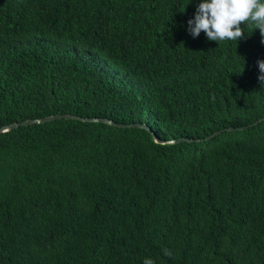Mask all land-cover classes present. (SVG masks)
<instances>
[{
    "label": "trees",
    "instance_id": "16d2710c",
    "mask_svg": "<svg viewBox=\"0 0 264 264\" xmlns=\"http://www.w3.org/2000/svg\"><path fill=\"white\" fill-rule=\"evenodd\" d=\"M198 2L0 0V128L154 132L0 133V264H264V121L196 141L264 116V37Z\"/></svg>",
    "mask_w": 264,
    "mask_h": 264
},
{
    "label": "clouds",
    "instance_id": "9594fccd",
    "mask_svg": "<svg viewBox=\"0 0 264 264\" xmlns=\"http://www.w3.org/2000/svg\"><path fill=\"white\" fill-rule=\"evenodd\" d=\"M193 0H190V4ZM252 22L264 37V0H199L193 18L187 21V32L199 37L203 32L208 41H237L245 34L241 23ZM264 44V39L261 41ZM217 44V43H216ZM264 85V60L257 61ZM143 264H154L145 258Z\"/></svg>",
    "mask_w": 264,
    "mask_h": 264
},
{
    "label": "water",
    "instance_id": "95a60500",
    "mask_svg": "<svg viewBox=\"0 0 264 264\" xmlns=\"http://www.w3.org/2000/svg\"><path fill=\"white\" fill-rule=\"evenodd\" d=\"M61 118H65V119H76V120H80V121H84V122H103L109 125H113V126H117V127H140V128H144L146 130H148L149 132H152L154 135V132L152 131V129L145 125V124H141V123H136V124H119L116 122H113L109 119L106 118H82L80 116H76V115H67V114H57V115H53V116H49V117H44V118H40V119H29L26 121H22L19 123H12L10 125L4 126L0 128V133H4L13 129H16L20 126H28V125H33L36 123H46L55 119H61ZM264 121V116H262L261 118H259L258 120L254 121L253 123H251L248 126H242V127H229V128H224L218 131L213 132L212 134L208 135L207 137L204 138H200V139H196V141H203V140H209L211 138H214L215 136H217L218 134H220L221 132H228V131H235V130H245L246 128H248L251 125H258L259 123ZM157 142L160 143H169V144H174V143H179V142H185V141H193V140H189L186 138H179V139H173V140H167V141H162L160 139H156Z\"/></svg>",
    "mask_w": 264,
    "mask_h": 264
}]
</instances>
